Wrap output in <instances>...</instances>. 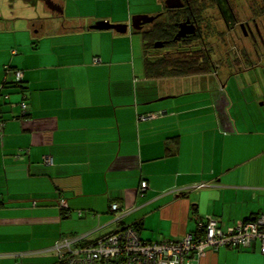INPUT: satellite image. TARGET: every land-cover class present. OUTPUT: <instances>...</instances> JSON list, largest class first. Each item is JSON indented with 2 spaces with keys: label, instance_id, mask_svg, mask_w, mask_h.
Listing matches in <instances>:
<instances>
[{
  "label": "crops",
  "instance_id": "0c3cea01",
  "mask_svg": "<svg viewBox=\"0 0 264 264\" xmlns=\"http://www.w3.org/2000/svg\"><path fill=\"white\" fill-rule=\"evenodd\" d=\"M12 1L0 0V264H57L61 238L117 230L114 202L147 241L180 240L199 218L227 230L264 213V15L254 42L249 1L232 0L250 25L234 28L246 50L237 63L160 79L146 76L135 29L90 26L131 25L162 5L51 0L55 11L47 0ZM185 264H264V254L258 243Z\"/></svg>",
  "mask_w": 264,
  "mask_h": 264
},
{
  "label": "built area",
  "instance_id": "2783aa9c",
  "mask_svg": "<svg viewBox=\"0 0 264 264\" xmlns=\"http://www.w3.org/2000/svg\"><path fill=\"white\" fill-rule=\"evenodd\" d=\"M14 75L17 83L23 82V72L15 71ZM21 107L23 112L28 111L25 102ZM3 129L0 122V134ZM207 186L199 184L195 188ZM146 188L144 182L142 190ZM110 212L119 224L116 231L91 242L87 237L61 238L53 249L57 264H185L188 258L199 257L207 250L250 249L258 243L264 254V213L227 230L213 218H199L197 231L180 240L147 241L134 226L123 224L129 211L119 202L111 204Z\"/></svg>",
  "mask_w": 264,
  "mask_h": 264
},
{
  "label": "trees",
  "instance_id": "16d2710c",
  "mask_svg": "<svg viewBox=\"0 0 264 264\" xmlns=\"http://www.w3.org/2000/svg\"><path fill=\"white\" fill-rule=\"evenodd\" d=\"M220 1L222 0H187V4L176 11L167 10L165 4L164 10L166 13L158 14L153 23L146 29L143 26L142 30H134L143 39V59L147 77L153 79L187 77L217 71L218 65L224 63L220 54L225 52L226 49L229 50L227 39L232 33L228 30L219 31L210 23L216 18L209 16L208 10L215 8ZM247 1H249V12L252 18L264 15V0ZM161 2L163 3V0ZM195 18L202 25H206L205 30H203L204 33L192 34L186 37L187 40H177V24L188 20H196ZM209 35L217 40L213 43L210 40L208 41ZM158 42L164 43V47L157 49L155 44ZM232 45L235 46V44ZM235 52V55H240V51L237 49H235ZM235 55L231 60L237 63L238 57ZM21 84L17 83L18 86H21ZM5 86L6 84L2 87L5 88ZM0 122L5 125L4 121L0 120Z\"/></svg>",
  "mask_w": 264,
  "mask_h": 264
},
{
  "label": "flooded vegetation",
  "instance_id": "af4514ba",
  "mask_svg": "<svg viewBox=\"0 0 264 264\" xmlns=\"http://www.w3.org/2000/svg\"><path fill=\"white\" fill-rule=\"evenodd\" d=\"M167 1V0H166ZM175 1V0H174ZM238 1H240V0H238ZM187 0H176L173 4H181L182 5V7H179V8H168V4L165 2V4H166V6H167V10H171V11H176V10H179V9H181V8H183L187 3ZM236 6H234L233 4H232V0H222V1H220V3H218L216 6H215V8L218 10V12H219V16H218V18L219 19H221V21L223 22V25H224V28L226 29V30H228V31H230V32H234V28H235V26H240V28H243V29H246V27H249L250 25H249V23H242L241 21H240V11H238V9H236L235 8ZM215 8H210L208 11H210L211 9H215ZM164 13H166L165 12V10L162 12V14H164ZM209 13V12H208ZM228 15H231V17L234 19V22H235V25L234 26H231V21H229L228 19ZM196 19V18H195ZM188 21H190V24H192V25H194L195 26V34H198L199 32L200 33H204V31L203 30H205V27H206V25H202L201 24V22H198L197 21V19L196 20H188ZM188 21H185V22H180V24H182V23H187ZM153 23V22H152ZM152 23H150V24H147V25H144L145 26V29H146V27H148V26H150ZM250 23H252L253 25H254V29L256 30V32L253 30V29H250V36L253 38V39H255L254 40V42L256 41V36H257V34H258V31H259V24L257 23V18H253V20L250 22ZM180 24L178 23L177 24V33L180 31ZM236 32H234V34H235ZM195 34H193V35H195ZM192 34H188V35H186V36H184V37H181L180 38V40L181 39H185V40H187L186 39V37H189V36H191ZM230 38V39H229ZM229 40L230 41H232V44H235V43H237L236 41H235V37H233V34L231 33L230 34V36H229ZM178 40V39H177ZM238 40H240L239 38H238ZM166 42V41H165ZM227 42H228V40H227ZM229 44V43H228ZM165 45V44H164ZM235 45H237V44H235ZM220 56H221V59H222V61H224V64L226 63V64H228V62H230L231 63V58H233L234 57V55L230 52V50H226L225 52H223L222 54H220ZM234 62V61H233ZM232 62V64H235V63H233ZM228 65H225L224 67H227ZM219 68L221 67V66H218ZM222 67H223V65H222Z\"/></svg>",
  "mask_w": 264,
  "mask_h": 264
},
{
  "label": "water",
  "instance_id": "95a60500",
  "mask_svg": "<svg viewBox=\"0 0 264 264\" xmlns=\"http://www.w3.org/2000/svg\"><path fill=\"white\" fill-rule=\"evenodd\" d=\"M176 1V0H175ZM174 0H167L166 3L168 4V8H179L182 7L181 4H173L175 2ZM46 4L49 6L50 9L52 10H58L55 4L51 0H47ZM155 20L154 16H147V15H141V16H135L132 19L131 25L129 24H112L109 21H98L95 24L90 26V29L92 30H99V31H104V30H115L119 33H126L131 26V28L135 30H142L144 25L150 24ZM195 26L190 24V21L187 23H182L180 24V31L177 34L176 39H180L181 37H184L188 34H195ZM155 47L158 48H163L164 43L158 42L155 44Z\"/></svg>",
  "mask_w": 264,
  "mask_h": 264
},
{
  "label": "rangeland",
  "instance_id": "374dc122",
  "mask_svg": "<svg viewBox=\"0 0 264 264\" xmlns=\"http://www.w3.org/2000/svg\"><path fill=\"white\" fill-rule=\"evenodd\" d=\"M12 1V0H11ZM19 1H21V0H17L15 3H17V2H19ZM38 1V0H37ZM134 1H138V0H134ZM142 0H139V3H141V5L143 6V7H147V8H151V9H153V7L155 8V7H158L159 5H162V8H161V10H159L160 11V13L159 14H161L163 11H164V5H165V2H164V0H163V3L161 2L160 4H159V1L158 0H143L144 2V5L142 4V2H141ZM12 2H14V1H12ZM22 3H24V1H21ZM234 4V3H233ZM249 5V4H248ZM160 9V8H159ZM17 10H19V9H17ZM28 12H33L32 11V9H30ZM27 12V13H28ZM17 13H18V16L19 17H21L22 15H26V16H28L29 18H32V14H27L26 13V11H21V10H19V11H17ZM42 14H43V11H42V9H40V12H39V17L40 16H42ZM209 16H212V18H216V20H214V21H212V22H210L214 27H216L217 28V30H219V31H226V29L224 28V25H223V22L221 21V19H219L218 17H216V14H215V16H214V12L213 11H209ZM41 18H43V16L41 17ZM16 21L18 22V23H20V20H17L16 19ZM233 36H234V33H233ZM136 37L138 38L137 40L139 41V44H138V47H137V49H136V51H137V53L138 54H140V58H141V60H142V41H141V38H142V36L141 35H138V34H136ZM229 37V36H228ZM227 37V38H228ZM242 39V38H241ZM211 41L212 43H213V41H216L217 39L216 38H213L211 35H209V38H208V41ZM228 40V43H229V45H228V48H229V50H230V52L233 54V55H235L236 54V52L234 53V51H235V49H237L238 51H240V56L243 54V50H245L243 47H242V45H241V40H238L236 37H235V41L237 42V43H235V44H237V45H232V41H230L229 39H227ZM224 50V49H223ZM227 50V49H226ZM246 51V50H245ZM246 53V52H245ZM235 56H238V55H235ZM237 58V57H236ZM242 59V58H241ZM8 75H9V73H8ZM11 81H13L14 82V77H13V74L10 76V79H9V82H11ZM232 83H234V86H243L242 84H239V81H233ZM50 158H48L47 160H49Z\"/></svg>",
  "mask_w": 264,
  "mask_h": 264
}]
</instances>
